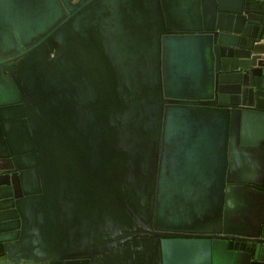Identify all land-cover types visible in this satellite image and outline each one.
Returning <instances> with one entry per match:
<instances>
[{
	"label": "water",
	"instance_id": "95a60500",
	"mask_svg": "<svg viewBox=\"0 0 264 264\" xmlns=\"http://www.w3.org/2000/svg\"><path fill=\"white\" fill-rule=\"evenodd\" d=\"M254 191L264 0H0V264H264Z\"/></svg>",
	"mask_w": 264,
	"mask_h": 264
},
{
	"label": "rangeland",
	"instance_id": "374dc122",
	"mask_svg": "<svg viewBox=\"0 0 264 264\" xmlns=\"http://www.w3.org/2000/svg\"><path fill=\"white\" fill-rule=\"evenodd\" d=\"M149 7V6H147ZM199 51L201 52V50L199 49ZM192 116L193 118L197 117V114L195 112L192 111ZM216 130V129H215ZM217 132V131H216ZM213 133V131L211 130H207L205 133L203 132V136H205L206 138H208L209 140H211L212 142V146H213V150L215 152L216 155V159H217V164H219V166H223L225 164V153H224V149H225V145L227 143V138H228V134L227 131L225 130V128L223 126L220 127V129L218 130L217 133ZM220 169V168H219ZM219 169H217L214 172V178L212 179V185L209 186L208 189V200L209 202L207 203V208L211 205L210 203L213 200V196H214V189L213 186L216 183V179H217V175L219 173ZM250 196H248V217L249 219H253L256 220L258 213L260 211V209H262V207L264 206V194L263 193H259V192H253L252 194H249ZM247 215V213H246ZM228 224H232L233 222H227ZM235 223V222H234ZM242 225L248 230H252L255 225L257 224V222H241ZM156 224V229H160L159 225L155 222ZM226 245V243H222L220 242V246ZM222 249V247H221Z\"/></svg>",
	"mask_w": 264,
	"mask_h": 264
},
{
	"label": "flooded vegetation",
	"instance_id": "af4514ba",
	"mask_svg": "<svg viewBox=\"0 0 264 264\" xmlns=\"http://www.w3.org/2000/svg\"><path fill=\"white\" fill-rule=\"evenodd\" d=\"M76 1H77V0H70L71 3H74V2H76Z\"/></svg>",
	"mask_w": 264,
	"mask_h": 264
}]
</instances>
